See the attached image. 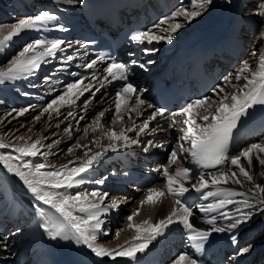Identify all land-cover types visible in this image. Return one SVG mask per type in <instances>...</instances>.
I'll use <instances>...</instances> for the list:
<instances>
[{"label": "snow or ice", "instance_id": "1", "mask_svg": "<svg viewBox=\"0 0 264 264\" xmlns=\"http://www.w3.org/2000/svg\"><path fill=\"white\" fill-rule=\"evenodd\" d=\"M54 2L75 6L83 4L84 0H54ZM226 2L231 3V0ZM212 4L213 0H190L189 7L181 6L170 15L161 18L154 25V29L158 32L154 29L139 31L131 35L130 39L141 45L158 44L161 41L171 44L181 29L205 14ZM254 14L264 19V0H260ZM57 20L58 17L54 13L45 10L34 16L21 17L14 23L0 25V53L5 52L13 39L20 37L22 33L45 30ZM54 27L58 31H68L62 24ZM259 40L264 42V31L259 33ZM65 45L64 39H36L27 43L6 65L0 66V85L35 77L42 64H47L50 58H55L58 53L65 51ZM156 50L145 49V51ZM251 56L257 57L256 68L253 69L245 61L235 73L236 84L232 83V75L224 77L226 86H218L213 90V95L219 97L218 100L211 97L197 98L185 103L174 114L169 127L177 128L180 125L179 132L182 134L177 138L179 143L169 152L167 162L155 169L165 179V186L148 188L146 195L138 202L139 207L126 217L127 228L133 230L135 235L124 244L108 247L100 242L102 237L109 235L106 224L108 216L119 210L122 201L110 198L107 191L73 193L71 190L79 189L90 182L86 174L92 171L105 152H115L120 148L127 149L142 143L145 152L149 148H164V144H156L151 139L142 142L140 137L149 131L152 121L165 116L166 109L156 107L141 98L138 89L128 82V68L125 64L111 60L105 55L99 56L100 62L109 61L102 70L104 75L101 79V76L93 71L91 82L87 85L84 81L88 77H79L78 73L71 72L70 75L79 78L66 83L63 91L54 95L32 119L34 123H39L45 116L48 121L54 116L58 119L62 115L61 109L64 108L68 109L65 118L76 119L72 107L85 96V93H90V97L82 103L83 110L87 112L92 98H95L96 93L100 92L105 83L123 81L122 87L115 95L110 124L124 125L128 122L131 126H122L120 131L116 132L106 123H102L105 114L111 109L99 111L83 128V136L67 147L66 154L70 157L75 156L77 150L84 149L83 157L70 159L68 163L59 167L44 162H34L35 158L50 154L42 151L45 147L49 149L52 147L42 143L46 137L33 140L31 136L20 135L16 137V140L21 141L19 144L6 143L4 137H0V149L11 150L0 153V165L7 173L18 178L34 201L38 202L33 206L42 221L40 227L49 239L72 241L76 245L84 246L100 261L105 257L112 261H116L118 257L135 261L137 253H143L152 241L165 234V230L170 225L178 224L186 231L192 251L180 253L173 259L172 264H205L201 257L206 248L212 247L213 234L224 233L229 235L231 245L236 249L232 259L239 264V258L247 255L252 247L250 244L240 245L239 228L250 222L255 215L264 214V183L257 182V176L264 178V171L253 172L254 160L257 166L264 169V143L255 142L242 148L237 154L229 153L233 130L237 128L242 118L250 116V110L255 109L256 106H264V43H261L260 48H254ZM71 60L72 57L68 56L64 62L70 64ZM132 63L135 64L136 61ZM96 64L97 60H91L84 67L95 69ZM44 79L48 81L50 77L46 76ZM97 80L100 81L99 87L95 84ZM241 80L244 81L242 86L239 84ZM81 85L84 87L81 88ZM227 86L234 90L228 92ZM51 91L54 92L55 89ZM22 95L31 94L25 92ZM145 109H153V111L137 124L132 113L139 118ZM34 110L35 106L31 105L20 109L12 108L0 115V123L5 121L12 123L13 120ZM122 110L127 114V121ZM176 117L183 119L179 120ZM82 120H85L84 115L79 116L76 131L80 130L78 125ZM198 120L203 123H198ZM56 126L59 127V124ZM151 130L157 131L156 128ZM64 131L71 139L73 126L69 124ZM98 131L102 132V139L95 137L91 139V144L97 149L93 152L89 144H82L81 140L88 139L90 132L95 134ZM27 132H32V128H27ZM130 133L134 136L129 135ZM103 140H107L108 144L105 145ZM182 160L195 165L197 169L209 171H197L189 167H177L174 171H170L173 165ZM70 165L74 166L70 167ZM97 183L103 184L104 180ZM229 185L239 186V189ZM190 190L201 194L202 200L208 201L211 198V202L199 205L208 228H198L190 219L193 211L181 200V197ZM169 197L173 199L175 207L165 218L155 223L150 218L140 223L134 222V218L140 214L144 206L162 204L163 200ZM123 230H116V239H119ZM8 240L6 236L0 238V251H11Z\"/></svg>", "mask_w": 264, "mask_h": 264}, {"label": "bare ground", "instance_id": "2", "mask_svg": "<svg viewBox=\"0 0 264 264\" xmlns=\"http://www.w3.org/2000/svg\"><path fill=\"white\" fill-rule=\"evenodd\" d=\"M99 1L100 0H84L83 4L68 6L62 3H56L54 2V0H0V25L11 24L16 22L21 17L34 16L39 12L45 10L54 13L58 17V20L52 22V24H50L49 27L45 30L39 32H25L22 33L20 37L14 38L8 46L7 50L5 52L0 53V66L6 65L15 55L18 54L20 50H22V48L27 43H31L36 39H64L66 41L65 51L62 53H58L57 57L55 58H50L47 64H42L41 69L37 72L35 77H32L26 81H19L14 83L8 82L4 85H0V115H3L5 112L12 108L20 109L24 107H29L30 105L35 106L34 111H29L24 116L19 117L17 120H13L12 123H8L7 121H5L4 123H0V137H4L6 143H21V141L16 140V137L20 135H24L26 137L31 136L33 140L41 137H46V139L42 140V143L45 145H52V147L51 149L45 147L42 149V151L50 152V154L46 157H37L35 158L34 162H44L48 165H55L59 167L62 164L68 163L70 159H75V157H83L84 149L77 150L75 152V156L70 157L66 154L67 147L74 144L79 137L83 136V128L91 122V120L98 114L99 111L103 109H111V111L105 114L102 123H106V125L108 127L113 128L114 131L119 132L122 126H131L128 122H126L124 125L110 124L114 111L115 95L116 92L122 87H120L119 85H114L113 87H111L108 93L98 92L95 98H92V103L89 104L87 112L83 110L82 103L86 98L90 97V93H85V96L81 97V99L77 101V103L72 107V111L73 114L76 116V119H72L71 117L65 118L68 111L67 108L61 109L62 115L58 119L54 116L51 121H48L47 116H45L39 123H34L32 119L35 115L39 113L40 108L44 106L47 102H49L54 95H58L61 91H63V86L68 82V80L70 82L76 80V78L70 75V73L76 72L79 74L80 70L83 67L81 61L84 59V56L87 55L89 52L80 51V45L78 39L76 38L78 34L74 32V34L76 35L72 37L73 33H71V31L75 28L76 23H80L78 22V17L80 16L81 12L84 11V9L93 8L95 5L98 4ZM234 1L236 3L237 8L236 15L238 16L237 37L241 38L242 40L247 37L252 39L251 43L248 45L249 48L246 52L248 54H243L237 61L235 66L228 70L229 73L227 74V76L232 75V83L236 84L237 82L235 81V73L240 69V67L245 61H247L253 67V69L256 68L257 57L251 56V52L254 50V48H260L261 43H264L259 40V33L261 31H264V19H261L260 17L254 14L260 0ZM234 1L231 0V3H228L226 2V0H223V2L219 3L215 7L213 14L208 17L209 11L211 10L210 6L209 10L205 14L194 20L191 24L186 25V27L181 29L179 32L183 31V33H195L207 37L212 36L214 39L217 34L223 32L224 27L229 24L226 21V14L230 5ZM177 4L189 7L190 0H177ZM69 8L74 9V12H69ZM239 10H241L240 13ZM174 11L176 10H170L166 16L170 15ZM181 22H183L182 18ZM57 24L64 25L68 29V31L62 32L56 30L54 25ZM155 31L158 32V30ZM179 37L180 36L176 34L172 43L169 46L168 43L161 41L158 44L156 43L157 45H155L154 47H149L148 49H157L156 52L166 50V47L172 46L174 41L180 40ZM68 56L72 57L71 63L65 64L64 60ZM93 71H96L100 76L102 75L101 67H97V70L94 69ZM92 73L87 74L86 77H92ZM46 76L50 77L48 81L44 79ZM129 81L134 87L138 89V94L141 95V98L145 99L148 103H150V99L146 95V90H143L142 88V85H145L148 80L136 77V79H129ZM90 82L91 78H88L84 81V84L87 85ZM243 83V80L239 82L241 86L243 85ZM32 84L36 86H30ZM95 84H97V82H95ZM219 86H226V82L224 81ZM83 87L84 85H81V88ZM53 89H55L54 92L51 91ZM226 90L228 92H232L234 89L230 86H227ZM25 92L30 93L31 95H22V93ZM32 97H34L36 100L25 103L28 99ZM210 97L216 100H218L219 98L217 96H214L213 93L210 95ZM15 98L20 101L15 100ZM3 104H7V107H3ZM16 105H19V107H16ZM151 111L152 109H145L143 115L139 118L136 117L135 113H132L133 119H136V123L139 124L147 118ZM122 114L125 115L127 121V114L123 110ZM80 115H84L85 120L79 122L78 127L80 130L76 131L75 129L77 127V120H79ZM173 117H170L168 119L167 124L165 123V119H157L155 122L151 123L149 131L146 134L142 135L140 139L145 138L146 140L149 138L153 140V142L156 144L161 143L165 140V138L163 137V133H166V131H168L169 129L172 130L174 133L181 135L182 133L179 132L180 125H178L177 128L169 127V124ZM176 118L179 120L183 119V117ZM198 123L203 122L198 120ZM57 124H59V127L56 126ZM69 124L73 126V134L71 139H69L68 134L64 131V129ZM21 125H24V127H21ZM29 127L32 128V132L30 133L27 132V128ZM151 127L156 128L157 131H152ZM17 129H19V131H17ZM129 135L134 136L133 133H130ZM93 137L102 139V132L98 131L95 134L90 132L89 138L81 140V143L89 144V146L92 148V151L95 152L97 151V149L94 145L91 144V139ZM57 141L59 143H56ZM255 142L264 143V135L257 137L255 140L249 141L248 143L244 142L241 147L234 150L231 154H237L242 148H245ZM103 143L107 145L108 141L103 140ZM142 147L143 145L141 146V148H139L138 146H133L127 149L120 148L118 151L115 152H105L104 155L100 158V160L94 165L92 171L86 174L88 175L87 177L90 182L82 185L79 189H72L71 191L73 193L77 191L92 190L109 192L111 189L106 186L109 184V181L104 180L103 184H99L97 183V181L103 180L107 173H111L117 168L119 162L115 161L114 158L119 156H121V158H124V151L131 150L133 151L131 159L135 160L138 158L135 155L136 151H141L142 153H144L145 150L144 148L142 149ZM6 151L10 152L11 150L0 149V153ZM166 162L167 160L164 161L163 164H165ZM121 164H123V161H121ZM71 166L74 165H70V167ZM173 170L174 165L172 166V168H170V171ZM260 171H264V169L257 166L254 160L253 172L258 173ZM1 177L5 179V184L4 181L0 179V229L3 231V233L7 232L6 237H10L8 243L10 244V246L16 245L17 249L18 245L21 243V238L16 237V232L13 233L12 231L13 229L19 228L21 226L26 227L27 223L25 224L24 222H27L28 220L27 214L31 211H35V213H37L33 205L38 202L34 201V198L28 194V191L26 188H24L22 182H20L18 178L7 173L6 170L3 169L2 165H0V178ZM257 182L264 183V178L257 176ZM164 186L165 180L162 181L157 188H164ZM186 186L190 187V185ZM229 187H237L239 189V186L229 185ZM146 191L143 193L140 199H142L146 195ZM186 196L189 198L193 196L189 203H186L184 201V198ZM114 197H117L116 199L122 201V203L120 205L119 210L112 212L106 220L109 235L100 239V242L108 247H116L117 245L124 244L126 241H130L135 235V232L133 230L127 228L126 217L139 207L138 202L140 200L118 198L120 196ZM200 197L201 194L196 193L194 190H190L188 193H185L183 197H181V200L186 204V206L192 209L193 216L190 219L194 223V225L198 228H208L209 226L204 223V214L200 212L199 205L211 202V198L210 200L205 201L202 200ZM44 207L46 208V206ZM173 207H175V204L173 199L170 197L165 198L162 204H157L155 206L146 205L140 210V214L134 218V222L140 223L144 219L150 218L151 221L155 223L159 219L165 218L168 214H170ZM229 207L232 208L234 206ZM46 210L48 209L46 208ZM11 220H13V222ZM38 220L41 225L42 221L40 220V218ZM22 222L24 224H22ZM8 227L10 229L9 231ZM117 229H124L123 231H121L119 239L115 238V232ZM22 232H25V229L21 230V233ZM42 233L45 242L53 241L47 237V235L43 232V229ZM218 235L226 236L228 234L224 233ZM184 237L187 239V233L186 235H184ZM239 240L241 246H246L249 244L252 246L251 251L247 255L239 258V264H255L257 262L258 264H264L261 262L262 255H259V249L264 248V214L255 215L250 222L240 226ZM54 243L55 245H57L58 240H56V242ZM230 243L231 242L229 240V244ZM74 249L79 250L83 256L88 257V253L84 246L76 245L74 243ZM62 250L63 248L61 247V251ZM25 251L26 249H17L10 252L0 251V255L5 259L9 258L11 264H14V262L21 261L22 253H25ZM235 251V248L233 251L231 250L230 257H233ZM182 252H187V250L182 249L180 253ZM179 254H177L174 258H176ZM254 254H257V257ZM174 258H171L167 262V264H172ZM233 264H236L235 260Z\"/></svg>", "mask_w": 264, "mask_h": 264}, {"label": "rangeland", "instance_id": "3", "mask_svg": "<svg viewBox=\"0 0 264 264\" xmlns=\"http://www.w3.org/2000/svg\"><path fill=\"white\" fill-rule=\"evenodd\" d=\"M246 54H248V53H246ZM164 134H165V132L163 133V137H164ZM116 222H122V221H116Z\"/></svg>", "mask_w": 264, "mask_h": 264}]
</instances>
